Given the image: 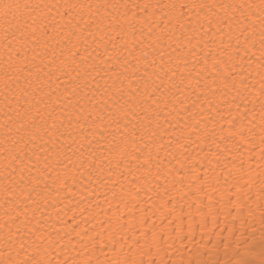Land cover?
<instances>
[{
	"label": "snow or ice",
	"instance_id": "6c2138e0",
	"mask_svg": "<svg viewBox=\"0 0 264 264\" xmlns=\"http://www.w3.org/2000/svg\"><path fill=\"white\" fill-rule=\"evenodd\" d=\"M0 264H264V0H0Z\"/></svg>",
	"mask_w": 264,
	"mask_h": 264
}]
</instances>
